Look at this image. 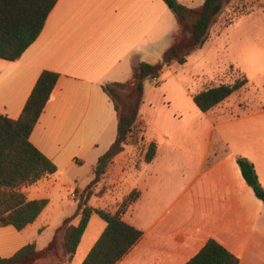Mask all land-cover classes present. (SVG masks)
Segmentation results:
<instances>
[{
  "label": "crops",
  "instance_id": "crops-1",
  "mask_svg": "<svg viewBox=\"0 0 264 264\" xmlns=\"http://www.w3.org/2000/svg\"><path fill=\"white\" fill-rule=\"evenodd\" d=\"M179 1L196 9L206 0ZM249 23L264 25V17L253 12L233 24L236 29ZM216 28L212 27L210 39L190 57L204 52L209 44L218 45L222 34L215 31ZM178 31L177 19L163 0H59L42 34L21 59L15 62L0 59V114L14 120L21 117L44 71L60 75L31 135L33 145L57 165L58 172L24 188L29 200L47 199L49 205L39 219L23 231L14 227L0 228V257L11 258L30 243H36L38 250L45 249L64 220L76 213V195L72 193L75 212L62 216L52 238L48 240L47 235L46 240L45 233L50 231L54 215L49 213L53 203H61L64 193L72 188L83 191L95 179L94 168L99 159L117 139L118 115L103 87L129 82L134 67L141 62L161 63ZM260 40L264 42V35ZM262 51L264 56V49ZM172 68L174 65L166 68L163 75ZM147 83L140 110L146 125L144 108L149 102L150 86L161 83V77ZM179 91L193 100L195 93L188 86L182 85ZM224 103L203 113L207 123L200 168L201 171L206 169V183L200 186L199 194H205L206 202L201 209L204 223L195 224L186 219L190 210L179 202L171 214L175 204L168 203V196L163 194L175 189L164 181V172L172 166L159 164L162 154L159 147L151 163L143 160L137 165L135 160L128 161L126 149L110 166L100 187L117 185L115 193L108 189L101 197H93L96 199L93 207L115 213L119 203L138 191L139 199L123 220L144 233L117 264H186L210 239L239 257L240 264H264V203L245 181L238 165L239 157L251 161L264 187V106L258 105L231 120L234 116L221 113L219 109ZM258 103L262 104L261 99ZM149 104L152 106L151 102ZM241 107V104L234 106ZM243 121L248 122V138L243 142L246 147L240 148L238 126ZM232 123L235 124V147L222 131ZM152 142L145 141V145ZM128 181L132 184L125 189ZM107 200L115 206H105ZM41 238H44L43 244H40ZM86 256L75 259L73 264H82Z\"/></svg>",
  "mask_w": 264,
  "mask_h": 264
},
{
  "label": "trees",
  "instance_id": "trees-1",
  "mask_svg": "<svg viewBox=\"0 0 264 264\" xmlns=\"http://www.w3.org/2000/svg\"><path fill=\"white\" fill-rule=\"evenodd\" d=\"M58 1L0 0V59L10 62L20 60L42 34ZM163 1L174 13L179 31L161 63L152 65L141 62L134 67L133 77L129 82L103 87L118 115V135L95 166V179L82 192L75 191L76 213L64 220L45 249L38 250L36 243H30L11 258L0 257V264H37L42 258L57 256L59 246L64 249L68 259L65 263L58 264H73L95 215L106 223V228L82 264H117L143 238V231L123 220L128 209L139 199L138 191L127 196L115 213L94 208L90 201L105 193V190L99 191L100 184L114 160L128 146H146L144 161H154L158 145L155 142L145 145L147 125L140 114L145 84L147 81L159 80L168 67L175 64L186 65L190 55L210 39L212 27L233 0H206L203 6L196 9L188 8L179 0ZM234 21L235 18L230 19L225 26L232 25ZM59 78L58 73L51 71H44L40 75L19 119L14 120L0 114V228L14 227L23 231L34 224L49 205L47 199L29 200L24 188L58 172L57 165L33 145L31 135ZM248 83L249 79L241 75L233 84L205 88L193 95L194 103L202 113H208L244 90ZM238 165L245 181L264 203V187L255 165L244 157L238 158ZM186 264H240V259L221 243L210 239Z\"/></svg>",
  "mask_w": 264,
  "mask_h": 264
},
{
  "label": "rangeland",
  "instance_id": "rangeland-1",
  "mask_svg": "<svg viewBox=\"0 0 264 264\" xmlns=\"http://www.w3.org/2000/svg\"><path fill=\"white\" fill-rule=\"evenodd\" d=\"M253 12L260 18L264 17V0H233L225 7L214 25L217 26L215 31L222 34L218 45H207L204 52L189 57V63L186 65L175 64L172 71L162 74L159 85L150 86V93L147 97L149 102L144 108L145 116L148 119L145 141L147 143L154 141L161 149L160 165L172 166L164 172V181L170 183L175 189L168 190L166 194H163L168 196V203L173 201L175 204L171 214L174 213L178 202L185 204L190 210L186 219H191L195 224H202L205 221L201 212L203 204L206 202L205 194H199V190L200 186L206 183V169L201 171L200 162L201 153L205 148L206 137L203 131L207 120L194 100H189L187 94L180 92L179 89L182 85H186L193 94H196V92L211 86L233 84L241 75H245L249 79L247 87L228 103H224L219 108L221 113L234 116L231 119L233 120L235 115L242 112L245 114L249 109L258 105L264 106V56L262 51L264 42L260 40V37L264 35V25L249 23L236 29L235 24L225 26L230 19L237 20L241 16ZM147 82L145 88L149 84ZM260 99L262 104L258 103ZM150 102L152 106L149 104ZM239 104H241V108H234ZM247 124V121H243L238 126V130L241 132L240 148L246 147L243 142H246L248 138ZM222 131L229 137L230 145L235 147V124L225 126ZM216 138L215 133L213 136L214 147ZM126 149L128 161L135 160L139 165L144 160L146 146H128ZM131 184L132 181H128L125 189ZM116 186L106 184L103 188L99 187V190L111 189L114 194ZM75 190L72 188L65 192L61 203L58 201L53 203L49 213L54 215L50 223L51 229L45 233L46 240L47 235L50 236L48 240L52 238L54 228L60 224L62 216H70L75 212L76 203L71 196L72 193L75 194ZM75 199H77V195ZM95 201L94 198L91 202L94 207L96 206ZM111 203L108 200L104 201L105 206H109L108 208L115 206ZM121 204L119 203L117 206ZM105 228L106 223L98 215L93 216L76 255V261L88 254ZM43 239H40V244H43ZM67 259L64 249L59 246L57 256L51 255L42 258L37 264L65 263Z\"/></svg>",
  "mask_w": 264,
  "mask_h": 264
}]
</instances>
